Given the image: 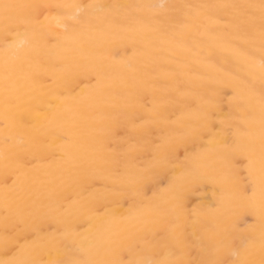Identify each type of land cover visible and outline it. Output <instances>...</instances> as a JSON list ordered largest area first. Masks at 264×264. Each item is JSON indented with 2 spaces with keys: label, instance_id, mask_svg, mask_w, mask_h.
<instances>
[{
  "label": "bare ground",
  "instance_id": "bare-ground-1",
  "mask_svg": "<svg viewBox=\"0 0 264 264\" xmlns=\"http://www.w3.org/2000/svg\"><path fill=\"white\" fill-rule=\"evenodd\" d=\"M0 264H264V0H0Z\"/></svg>",
  "mask_w": 264,
  "mask_h": 264
}]
</instances>
